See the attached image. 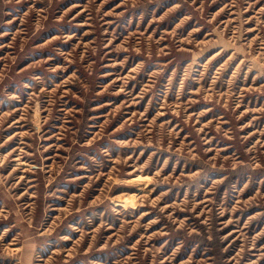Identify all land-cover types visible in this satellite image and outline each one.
<instances>
[{
	"label": "rangeland",
	"instance_id": "1",
	"mask_svg": "<svg viewBox=\"0 0 264 264\" xmlns=\"http://www.w3.org/2000/svg\"><path fill=\"white\" fill-rule=\"evenodd\" d=\"M0 264H264V0H0Z\"/></svg>",
	"mask_w": 264,
	"mask_h": 264
}]
</instances>
